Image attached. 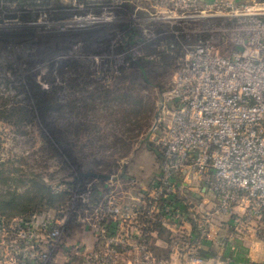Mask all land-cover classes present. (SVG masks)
<instances>
[{
    "label": "rangeland",
    "instance_id": "rangeland-1",
    "mask_svg": "<svg viewBox=\"0 0 264 264\" xmlns=\"http://www.w3.org/2000/svg\"><path fill=\"white\" fill-rule=\"evenodd\" d=\"M213 2L0 0V200L49 188L0 209V264H264V217L154 140L184 46L233 48Z\"/></svg>",
    "mask_w": 264,
    "mask_h": 264
},
{
    "label": "built area",
    "instance_id": "built-area-1",
    "mask_svg": "<svg viewBox=\"0 0 264 264\" xmlns=\"http://www.w3.org/2000/svg\"><path fill=\"white\" fill-rule=\"evenodd\" d=\"M241 1L237 6L235 0H214L212 6L229 11L213 17L224 18L227 37L222 42L230 43L231 50L220 52L205 36L184 46L168 93L174 107L155 120L154 140L168 179L187 170L205 175L223 206L241 203L250 218L260 219L264 217V0ZM58 223L50 232V246L59 241Z\"/></svg>",
    "mask_w": 264,
    "mask_h": 264
},
{
    "label": "trees",
    "instance_id": "trees-1",
    "mask_svg": "<svg viewBox=\"0 0 264 264\" xmlns=\"http://www.w3.org/2000/svg\"><path fill=\"white\" fill-rule=\"evenodd\" d=\"M48 192H49V188L45 187V186L43 187L42 191L37 190L36 193L34 192V194H36L34 196H30L29 194L26 193L27 194L26 196L19 197L18 195H15L14 193L10 194V192H8L7 193L8 195L5 194L3 196L4 198L5 197H8V198L0 200V209H3V210H5L7 208L11 209V210L17 209L18 211H21L23 213H28V212H30L32 210H30L29 208L28 209L24 208V205H22L21 202L18 201V200L22 199V198H26V200H29V202H27V203H32L31 198L37 197V200H39V201L33 203L31 206H35L36 204L40 205L41 204L40 201H42L43 198H44L43 195L45 193H48ZM42 203H43V201H42ZM22 217H24V216H22Z\"/></svg>",
    "mask_w": 264,
    "mask_h": 264
},
{
    "label": "water",
    "instance_id": "water-1",
    "mask_svg": "<svg viewBox=\"0 0 264 264\" xmlns=\"http://www.w3.org/2000/svg\"><path fill=\"white\" fill-rule=\"evenodd\" d=\"M123 169H124V166H122V168L120 169V172L118 173V175H121V173L123 172ZM88 175H89V174H88ZM90 175H91V174H90ZM90 175H89V176H90ZM106 178H108V177H107V176H103V177L100 176V179H101V180L106 179Z\"/></svg>",
    "mask_w": 264,
    "mask_h": 264
}]
</instances>
